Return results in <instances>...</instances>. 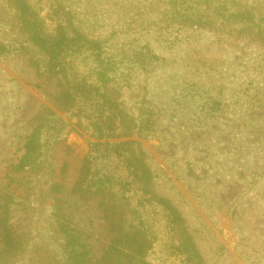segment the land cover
<instances>
[{"label":"rangeland","instance_id":"obj_1","mask_svg":"<svg viewBox=\"0 0 264 264\" xmlns=\"http://www.w3.org/2000/svg\"><path fill=\"white\" fill-rule=\"evenodd\" d=\"M30 2L47 33L88 42L67 64L117 103L120 140L178 216L173 239L157 215L153 251L130 264H264V31L234 18L262 15L264 0ZM47 65L15 0H0V264H74L81 252V264H120L107 249L122 226L134 239L139 196L81 187L103 140L70 114V78ZM57 116L70 124L58 141ZM179 238L195 253L173 249Z\"/></svg>","mask_w":264,"mask_h":264},{"label":"trees","instance_id":"obj_2","mask_svg":"<svg viewBox=\"0 0 264 264\" xmlns=\"http://www.w3.org/2000/svg\"><path fill=\"white\" fill-rule=\"evenodd\" d=\"M15 2L21 17L30 30V37L47 56V67L55 73L63 72L70 78L71 89L67 95L73 103L69 108L70 114L85 119L94 131L95 137L103 140L90 144L80 176L81 187L89 193L103 189L116 190L120 198L125 201L132 198V195L139 196L138 204L131 210V221L129 222L132 227L138 229L134 239L129 237L127 234L129 232H126L125 227L121 225L118 240H114L107 250L111 248L126 256L120 264H130L129 257H145L147 252L153 251L156 244L157 215H161L160 219L165 227L164 232L175 239L173 233L178 229L177 224H179L175 209L165 200L156 199L153 196L152 175L148 166L143 159L138 158L130 150L128 140H120L121 137H124V117L117 103L102 92L98 82L82 79L73 66L67 64L86 53L89 56L88 53L91 51H89L88 42L84 39L77 40L74 36H71L72 39L69 42L61 33H47L45 29L43 30L44 27L40 26L43 24V20L36 18V10L32 7L30 0H15ZM252 9L236 14L238 18H234L242 20L239 28L241 30L252 28L264 31V13L262 15L252 13ZM67 58L68 62H66ZM73 72L77 74L74 75ZM55 119L62 121L60 133H57L55 137L58 141L61 139L62 131L70 127V124L58 116ZM29 143L30 146L28 145L24 155L26 160L28 154L31 153L30 149H36V146L39 145V140L32 136ZM28 161L24 162L27 166L33 162ZM147 194L150 195V208L142 204L143 201H146L143 195ZM64 222L68 227L72 224L66 219ZM188 244L187 241L184 242L179 238L173 243L172 248L189 257L190 254L195 253V250L189 249ZM75 256L77 259L80 257V261H74V264H81L82 252L74 254Z\"/></svg>","mask_w":264,"mask_h":264}]
</instances>
